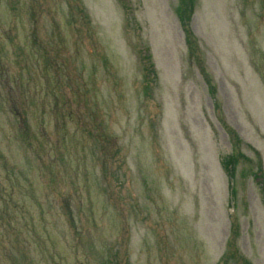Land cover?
Here are the masks:
<instances>
[{
	"label": "rangeland",
	"instance_id": "374dc122",
	"mask_svg": "<svg viewBox=\"0 0 264 264\" xmlns=\"http://www.w3.org/2000/svg\"><path fill=\"white\" fill-rule=\"evenodd\" d=\"M178 3L0 0V264H264V0H196L191 23L253 160L235 247L231 141Z\"/></svg>",
	"mask_w": 264,
	"mask_h": 264
},
{
	"label": "trees",
	"instance_id": "16d2710c",
	"mask_svg": "<svg viewBox=\"0 0 264 264\" xmlns=\"http://www.w3.org/2000/svg\"><path fill=\"white\" fill-rule=\"evenodd\" d=\"M195 7H196V0H179L178 7H177V14H178L180 24H181V27H182V30L185 36V42H186V47H187V58L190 62H193L197 58V65H198L200 74L203 77L208 87V92H209L210 98L212 99L214 111L222 127L227 132L230 138V141H231L232 149H233L232 154L222 158V166L230 182L229 188H230V194H231V201L229 203V206H230L231 211L229 213V217L231 220L232 230H231V238L229 241V245L234 247V244L240 235V230H239V225L237 223L236 215L233 212L234 207H235L234 201L236 200V196H237L235 181H236V177L238 173V166L240 165L242 161L253 162V160L241 152V148L244 145V142L243 140H241L237 132L234 129H232L227 123L223 115V112H222L221 102L219 101V98H218L217 86L213 82L212 77L207 72L206 67L204 66V63L199 55V52H198L199 43L191 29V22H192V17L195 13ZM147 73L152 74V75L155 74V69H154L153 64L148 65ZM248 147L252 151H254L257 157L256 163L258 166V173L254 174V177L263 186L264 173H263L261 155L257 150H255L251 146H248ZM244 264H252V263L250 261L244 260Z\"/></svg>",
	"mask_w": 264,
	"mask_h": 264
}]
</instances>
